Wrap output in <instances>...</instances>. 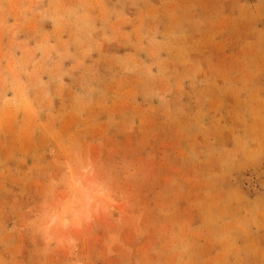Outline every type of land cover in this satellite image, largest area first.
I'll return each mask as SVG.
<instances>
[{
    "label": "rangeland",
    "instance_id": "1",
    "mask_svg": "<svg viewBox=\"0 0 264 264\" xmlns=\"http://www.w3.org/2000/svg\"><path fill=\"white\" fill-rule=\"evenodd\" d=\"M0 264H264V0H0Z\"/></svg>",
    "mask_w": 264,
    "mask_h": 264
}]
</instances>
